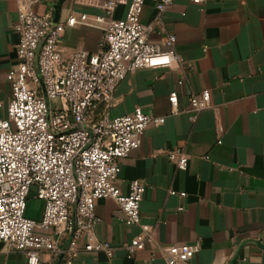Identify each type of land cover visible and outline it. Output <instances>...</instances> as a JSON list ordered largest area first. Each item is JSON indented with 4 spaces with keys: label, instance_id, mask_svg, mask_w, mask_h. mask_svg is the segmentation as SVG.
Listing matches in <instances>:
<instances>
[{
    "label": "crops",
    "instance_id": "crops-1",
    "mask_svg": "<svg viewBox=\"0 0 264 264\" xmlns=\"http://www.w3.org/2000/svg\"><path fill=\"white\" fill-rule=\"evenodd\" d=\"M22 1L0 0V119L11 96L6 75L16 61L14 26ZM108 1L40 0L33 10L51 15L53 23L81 15L93 20L105 15L102 5ZM158 1H145L142 24L156 22ZM129 3L116 0L112 17L124 19ZM167 36L175 37L173 51L181 65L128 75L109 112L115 118L140 107L165 118L160 127L150 125L141 146L120 162L114 183L124 195L131 181L145 185L141 222L152 228V241L127 257L125 246L140 228L126 226L116 201L102 199L95 206L100 222L93 241L110 245L112 255L80 250L73 264H166L164 248L197 242L191 264H264V0H173L149 42L167 51L162 43ZM102 39L99 28L67 27L59 52L63 59L77 51L99 55ZM203 91H209L211 107L191 121L188 99ZM172 92L178 98L177 115L171 114ZM174 149L187 155L185 171L167 159L165 151ZM41 214L29 218L40 220ZM71 239L63 237L58 255L41 253L39 264H67ZM0 264H26V258L0 243Z\"/></svg>",
    "mask_w": 264,
    "mask_h": 264
},
{
    "label": "built area",
    "instance_id": "built-area-1",
    "mask_svg": "<svg viewBox=\"0 0 264 264\" xmlns=\"http://www.w3.org/2000/svg\"><path fill=\"white\" fill-rule=\"evenodd\" d=\"M145 1L130 0L121 20L112 17L116 0H109L102 5L105 15L93 20L86 15L78 20L71 17L66 23H53L51 15L34 12L40 0L20 3L14 26L19 35L16 61L6 75L11 96L6 117L0 119V243L23 252L26 264H39L44 252L61 253L60 241L66 235H72L67 264H73L80 250L112 255L110 245L93 241L100 222L95 206L102 199L116 201L122 222L140 228L125 246L127 257L152 241V228L141 222L145 185L131 181L124 195L114 183L120 162L141 146L150 125L160 127L165 118L152 117L140 107L115 118L109 113L114 93L128 75L182 63L173 51L175 37L163 38L167 51L149 42L173 0L158 1L156 22L150 25L140 21ZM76 25L103 31L99 55L77 51L62 58L60 39L67 27ZM169 102L171 114L177 115L175 92ZM188 103L195 121L198 113L211 107V95L209 91L193 94ZM165 155L178 170L187 169L188 157L182 150H166ZM31 197L43 204L40 220L26 216ZM36 231L51 232L53 237ZM199 248V242L164 248L166 264H191Z\"/></svg>",
    "mask_w": 264,
    "mask_h": 264
},
{
    "label": "rangeland",
    "instance_id": "rangeland-1",
    "mask_svg": "<svg viewBox=\"0 0 264 264\" xmlns=\"http://www.w3.org/2000/svg\"><path fill=\"white\" fill-rule=\"evenodd\" d=\"M42 208V202L31 197L27 202L26 216L34 218L42 211Z\"/></svg>",
    "mask_w": 264,
    "mask_h": 264
}]
</instances>
